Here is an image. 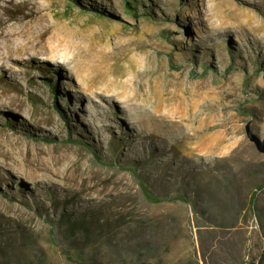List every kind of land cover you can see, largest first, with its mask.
I'll use <instances>...</instances> for the list:
<instances>
[{
  "label": "rangeland",
  "instance_id": "obj_1",
  "mask_svg": "<svg viewBox=\"0 0 264 264\" xmlns=\"http://www.w3.org/2000/svg\"><path fill=\"white\" fill-rule=\"evenodd\" d=\"M0 18L26 48L0 64V264H205L210 196L254 198L245 261L264 252V0H0Z\"/></svg>",
  "mask_w": 264,
  "mask_h": 264
},
{
  "label": "trees",
  "instance_id": "obj_2",
  "mask_svg": "<svg viewBox=\"0 0 264 264\" xmlns=\"http://www.w3.org/2000/svg\"><path fill=\"white\" fill-rule=\"evenodd\" d=\"M127 10L130 11L131 6L125 2ZM50 88L54 91V86L49 83ZM143 185V192L146 198L153 203H160L163 200L154 196L146 187ZM196 198H198L199 191L195 190ZM210 196V195H208ZM186 203L192 202V200L180 197L179 198ZM216 199V198H215ZM72 200V199H71ZM198 202L193 201V208L195 212L200 215L203 220L202 223L196 222L195 227L198 230V239H199V249L201 251V258L208 264V260L215 256L217 253L223 255L224 260L227 264H264V252L257 256H251L248 261H245V236L240 232L239 221L242 217L244 210L248 207L249 210L254 209V198L250 199V202L245 205V203L237 204L234 201L229 200H214L212 196L209 199H203ZM73 202V201H72ZM210 210H216L217 214L221 217L220 219H212L210 217ZM227 214V219L230 220L231 224L229 227H226L222 223ZM75 215V213H74ZM72 213L61 209L59 219L63 223H70V233L76 232L79 228L85 230L87 235L90 233V226L92 221L88 224L86 221L88 219L94 220L95 215L89 213L87 210L83 213L78 214L79 219L73 221ZM205 224V225H203ZM217 230V231H216ZM22 231V230H20ZM205 233H209V236ZM82 247L86 250L88 247L86 244H83ZM77 264H98L84 262L83 260H76Z\"/></svg>",
  "mask_w": 264,
  "mask_h": 264
},
{
  "label": "bare ground",
  "instance_id": "obj_3",
  "mask_svg": "<svg viewBox=\"0 0 264 264\" xmlns=\"http://www.w3.org/2000/svg\"><path fill=\"white\" fill-rule=\"evenodd\" d=\"M4 24H5V22L3 20H0V64L1 65H4V64H7L8 62H10L12 59L11 56L13 53L15 55H20L22 50L26 49V48H24V45H22L21 43L17 44V45L15 44L14 52H12V48L10 46V40H11L10 37L13 33L11 34L9 31H5L3 28Z\"/></svg>",
  "mask_w": 264,
  "mask_h": 264
},
{
  "label": "water",
  "instance_id": "obj_4",
  "mask_svg": "<svg viewBox=\"0 0 264 264\" xmlns=\"http://www.w3.org/2000/svg\"><path fill=\"white\" fill-rule=\"evenodd\" d=\"M249 139L253 142L260 153H264V139H260L253 134H249Z\"/></svg>",
  "mask_w": 264,
  "mask_h": 264
}]
</instances>
